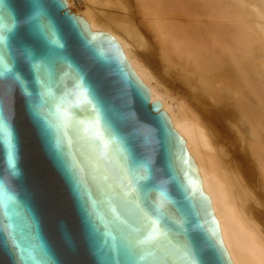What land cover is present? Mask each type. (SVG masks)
<instances>
[{"label":"water","instance_id":"water-1","mask_svg":"<svg viewBox=\"0 0 264 264\" xmlns=\"http://www.w3.org/2000/svg\"><path fill=\"white\" fill-rule=\"evenodd\" d=\"M154 98L66 0H0V264H231Z\"/></svg>","mask_w":264,"mask_h":264},{"label":"bare ground","instance_id":"bare-ground-1","mask_svg":"<svg viewBox=\"0 0 264 264\" xmlns=\"http://www.w3.org/2000/svg\"><path fill=\"white\" fill-rule=\"evenodd\" d=\"M185 139L231 264H264V0H66Z\"/></svg>","mask_w":264,"mask_h":264},{"label":"snow or ice","instance_id":"snow-or-ice-1","mask_svg":"<svg viewBox=\"0 0 264 264\" xmlns=\"http://www.w3.org/2000/svg\"><path fill=\"white\" fill-rule=\"evenodd\" d=\"M0 130H2V128H0Z\"/></svg>","mask_w":264,"mask_h":264}]
</instances>
